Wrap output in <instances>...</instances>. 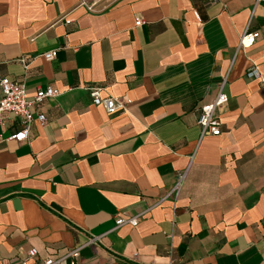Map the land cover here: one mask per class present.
Returning <instances> with one entry per match:
<instances>
[{"label": "crops", "instance_id": "1", "mask_svg": "<svg viewBox=\"0 0 264 264\" xmlns=\"http://www.w3.org/2000/svg\"><path fill=\"white\" fill-rule=\"evenodd\" d=\"M246 26L259 36L237 49ZM250 64L264 77V2L0 0V77L27 99L58 90L22 141L0 115V264L30 247H78L76 264H264V81ZM223 78L220 132L199 137L195 108ZM90 86L125 109L92 104ZM116 213L142 214L114 227Z\"/></svg>", "mask_w": 264, "mask_h": 264}, {"label": "built area", "instance_id": "2", "mask_svg": "<svg viewBox=\"0 0 264 264\" xmlns=\"http://www.w3.org/2000/svg\"><path fill=\"white\" fill-rule=\"evenodd\" d=\"M214 1L215 0H209L210 3ZM258 2H264V0H254V4ZM140 23L141 19L139 17H135L134 24L138 25ZM258 36V31H251L246 26L238 37L237 49L249 47ZM56 51L57 48H52L42 52L41 55L45 60L49 61L55 57ZM20 61L23 63L24 67H26V58L22 57ZM243 74L247 78H258L260 81H264V77H262L258 69L253 64L248 65ZM224 81L225 78L219 81L215 95L211 100L200 103L195 108L197 112L195 122L199 127V137L204 135H217L220 132L216 109L227 101V96L223 92ZM100 91L101 87H88V93L92 104L100 105L107 113L125 109L124 106L128 102V99L112 95L102 96ZM57 94V89L51 86H46L45 88H37L32 98L27 99L24 83L22 81L9 79L7 77H0V115L10 114L19 119L18 130L8 137L18 142L26 139L31 121L35 119L42 124L45 120L44 115L41 112L33 115L32 108L36 107L43 99L53 97ZM183 176V172L176 174L174 182L165 194V197L175 198L177 196L181 187ZM141 214L142 213L127 215L123 213H116L114 217V227L123 223L134 226ZM35 254V248L30 247L25 252L24 257L20 258L13 264H60L61 260L65 257L69 259V264H76L78 247L69 248L63 255L56 257L46 256L35 259ZM28 260H31V262L28 263Z\"/></svg>", "mask_w": 264, "mask_h": 264}]
</instances>
